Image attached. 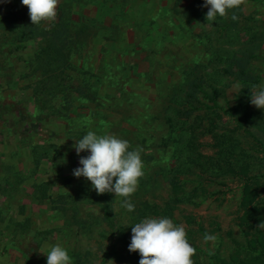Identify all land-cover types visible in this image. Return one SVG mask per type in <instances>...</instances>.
I'll list each match as a JSON object with an SVG mask.
<instances>
[{
  "label": "rangeland",
  "instance_id": "1",
  "mask_svg": "<svg viewBox=\"0 0 264 264\" xmlns=\"http://www.w3.org/2000/svg\"><path fill=\"white\" fill-rule=\"evenodd\" d=\"M201 4L58 0L55 18L33 25L21 0H0V264H46L55 244L72 264H137L128 250L131 228L144 219L137 210L174 193L190 198L171 220L184 226L193 264L250 260L245 232L264 233V109L250 103V91L264 84V0H242L215 22ZM63 22L68 40L81 25L87 30L67 44ZM47 39L65 42L70 54L52 74L37 64ZM233 60L248 73L247 85L239 68L227 72ZM197 66L202 88L221 92L217 115L176 113L188 92L186 72ZM214 119L223 148H236L230 164L217 161L222 147L205 134ZM88 131L142 149L134 211L73 176L88 155L74 145ZM251 207L261 222L247 214ZM206 233L216 239L206 242Z\"/></svg>",
  "mask_w": 264,
  "mask_h": 264
},
{
  "label": "clouds",
  "instance_id": "2",
  "mask_svg": "<svg viewBox=\"0 0 264 264\" xmlns=\"http://www.w3.org/2000/svg\"><path fill=\"white\" fill-rule=\"evenodd\" d=\"M241 3L242 0H204L202 6L208 9L207 21L215 22L217 17H225ZM21 4L27 6L33 25L51 20L57 14L58 0H21ZM231 19L236 21L238 16L233 14ZM250 103L264 109V84L250 91ZM74 148L78 156L83 152L88 155L80 156V166L73 169V176L90 181L97 194L108 192L122 197L120 206L134 211L130 197L144 175L142 149L129 150L127 140L94 131H88L76 141ZM131 233L128 250L138 251L139 264H193L195 248L189 243L184 226L174 224L170 218L146 217L131 228ZM204 239L208 242L216 237L206 233ZM46 264H72V257L64 246L55 244L46 253Z\"/></svg>",
  "mask_w": 264,
  "mask_h": 264
},
{
  "label": "trees",
  "instance_id": "3",
  "mask_svg": "<svg viewBox=\"0 0 264 264\" xmlns=\"http://www.w3.org/2000/svg\"><path fill=\"white\" fill-rule=\"evenodd\" d=\"M202 0H198L199 4H201ZM203 5V4H201ZM203 8V6H202ZM201 8V9H202ZM81 25V23H80ZM62 29H64L63 35L64 38H66L67 40V44L68 43H73L71 41H78L81 37L82 34L85 33V31L87 30V26H82L77 28L79 30H77L75 33L76 35L74 37V39L68 40V36H69V31H71V29L69 28V25L67 22H63L62 24ZM64 41V39H63ZM67 44H65V42H60V41H52V40H45V42L42 43V48L40 49V57L37 59L38 60V68L44 73H48V74H52V73H56L57 70L61 69L62 67H66L69 65V58H70V54L65 51V49L68 48ZM234 63L230 64L231 68L229 70H227V72H231V70L233 68H239V71L237 72V74L240 76V78H244L245 80H241L242 83L247 85V78H249L248 73L246 72V70L243 69V67L241 66V64L236 61ZM198 70V66L188 70L186 72V78L188 80L187 82V88H188V92L186 93L184 99H183V106L181 109L176 110V113L178 114H183V115H187L190 116L191 114H193L195 111H202L203 114L205 115H210V114H215L217 115V112L215 110H218V106L216 105V101L217 98L219 97V95L221 94V92H218V90L213 89L211 91V93L205 91L202 88V84L204 83V78L202 76V74L200 72L197 71ZM234 74V72H232ZM48 77V76H47ZM53 78V77H51ZM51 80V79H50ZM243 84V85H244ZM203 94V98L208 100V104L204 103L203 101L200 100L198 94ZM209 101L213 103V106L211 107L209 105ZM241 104V102H239ZM187 107V108H186ZM180 112V113H179ZM244 112L247 114V112L244 110ZM219 125V124H218ZM217 125L216 120H212L211 122V126L209 128H204L205 129V134L206 135H212L214 136V138L217 139V144L219 145V147H222V149L220 148V153L221 156L218 158L217 161H220V159H222V162H225V164H230V155L234 156L236 154V148H234V145L232 146V148H223V143L221 141L222 135H219L218 132H216V129L219 127ZM194 130V128H190L188 131L191 133ZM192 135V134H191ZM228 140L230 142H232V139L230 137H228ZM221 141V142H220ZM194 149V148H193ZM223 154V155H222ZM201 155L199 157H196L197 159L200 158ZM225 157V159H224ZM196 158H193V162L195 160H197ZM207 160V162L212 166L215 165L217 167H219V169H222V165H220V163H216L214 162V159L212 157H207L205 158ZM201 166V165H200ZM203 168V166H202ZM232 168V166H231ZM203 171H205V169L203 168ZM247 187H249L248 185H246ZM179 185L176 183L175 184V190L177 192V190ZM247 189L244 190V195L245 198L249 195L247 194ZM190 198H184L182 197V195L180 196L179 194H173L172 197L170 199H168L167 201H165L163 203V205H158V204H151L148 202H142L141 206L139 207V209L137 210L138 215L136 216V218L138 219L139 217L141 218H146V217H154V218H161V217H167L172 219L173 217V211L176 208V206L180 203H184V202H189ZM246 200H244L243 202V207H246L247 205ZM248 210L247 214H251V216H256L257 220L261 222V219L259 217H257L258 215H256L255 213H253L254 211H256L257 209L255 207H251V208H245ZM254 227L250 226V230L253 229ZM251 235L250 239H247V251L249 253V257L250 260L248 261H244L242 259H240L239 257L237 258H233L232 261H230L229 264H264V233L257 227L254 228V232L253 234H250L248 232H245V237L249 238ZM130 256H132L134 263L139 264V260H140V255L137 252H131L129 254ZM133 263V262H132ZM220 264H228L224 261H219ZM77 264H81V263H77Z\"/></svg>",
  "mask_w": 264,
  "mask_h": 264
}]
</instances>
